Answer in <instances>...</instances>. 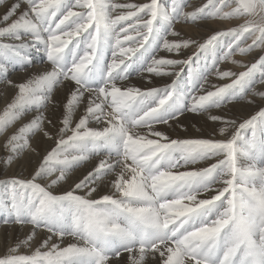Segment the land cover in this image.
<instances>
[{"label": "snow or ice", "instance_id": "snow-or-ice-1", "mask_svg": "<svg viewBox=\"0 0 264 264\" xmlns=\"http://www.w3.org/2000/svg\"><path fill=\"white\" fill-rule=\"evenodd\" d=\"M6 8L0 84L15 95L0 113L2 163L27 155L36 166L0 181L4 223L31 226L0 264H264V91L256 88L264 87V0H206L192 11L177 0H14ZM210 21L238 23L209 28L202 40L175 27ZM41 48L43 71L7 78L4 61L30 66ZM237 51L255 52L254 62L221 70ZM212 75L231 82L210 85ZM61 87L63 102L54 96ZM233 101L258 111L242 120L213 111ZM197 118L212 122L210 134L172 138ZM37 244L30 255L19 251Z\"/></svg>", "mask_w": 264, "mask_h": 264}, {"label": "bare ground", "instance_id": "bare-ground-1", "mask_svg": "<svg viewBox=\"0 0 264 264\" xmlns=\"http://www.w3.org/2000/svg\"><path fill=\"white\" fill-rule=\"evenodd\" d=\"M14 2V0H0V17L3 16L5 11L7 10L6 5ZM130 2L135 3H144L146 0H130ZM171 0H161V3L164 5H169ZM206 0H185L183 1V7L185 11H192L196 7L201 6L203 3H205ZM25 7V5L22 4V9ZM229 23H237V21H219V22H209V24L204 25L201 24L199 27L190 24V23H178L175 25L176 29L182 33L185 37H191L194 39H204L209 34V28L211 29H226L228 27H233L232 24ZM2 26V25H0ZM251 43V42H250ZM222 47L217 50V55L220 56L223 54V51H221ZM260 50L257 49L255 52H259ZM255 52L248 55H242L234 53V55L225 61H222L219 64V67L221 70L225 71H233V72H240L244 71L245 68L242 65L248 64L254 62ZM191 50H186V55H191ZM31 58H32V65L30 66H22L19 63L9 60L4 61L3 63L6 64L8 68V75L7 78L11 79L17 83L24 82L30 75L38 73L43 71V69L47 66L44 63V53L43 49L41 48L40 51H36L35 49H32L30 52ZM159 56L167 57V58H174L176 57L175 53H168L163 50L159 52ZM185 56H180L179 58H185ZM235 60L238 63H233L232 61ZM210 62V61H209ZM201 65L204 63V60L202 59L199 62ZM24 67H27V71L23 70ZM134 73V72H133ZM150 74L144 73V76H149ZM2 78V77H0ZM156 82L158 86H163L164 82H169L167 77H152ZM257 79L258 76H257ZM134 84L137 86H143V84L146 83V81H142L141 77L137 75L136 73L133 74V81ZM231 80L226 79H219L217 76L212 75L210 77V85L215 86H221L225 83H230ZM257 90L264 91V87H261L259 85L256 86ZM211 90H214L212 88ZM67 94V90L61 87L58 89L55 93V99L59 102H63L65 100V96ZM15 95V91L11 87H6L4 84H0V113H2V110L6 106L7 103L11 102L13 96ZM260 98L257 97V100ZM216 113L224 114L229 117L233 118H239V119H246L250 115L255 114L256 111H258V108L256 105H248L245 101H241L240 103H237L233 101L231 104H226L223 109H214L213 110ZM35 111L31 110L29 111L24 118L19 121L13 129L15 130V127H19L24 123H27L31 120V118L35 115ZM52 109L49 107V109L46 111V115H51ZM56 115H59V112L56 113ZM79 113H77L76 118H78ZM195 125V127H192V125ZM185 128L187 129L182 130L179 127H177L176 132L171 133L172 138H199L203 134L205 137L210 134L212 122L208 121L207 125L204 124V120L197 118L195 120H184ZM197 128H202V132H198ZM3 143V138L0 137V144ZM6 159L5 153L2 148H0V181L10 179L14 176L19 177H28L30 172H32L33 168L36 166V161L34 159H30L27 155H25L19 162H14L12 165H5L2 163L3 160ZM83 169L77 170L73 174L74 177L80 176ZM82 178V177H81ZM6 189L2 184H0V194H2ZM7 219V214H0V255H3L4 252L7 250L9 245H13L15 241L18 239H22L26 232L29 231L31 226H27L25 228H21L18 225L10 224V223H4V220ZM39 245H35L32 249L27 248H21L19 251L21 254H31L32 251L35 250V247H38ZM125 256L127 254H124Z\"/></svg>", "mask_w": 264, "mask_h": 264}, {"label": "rangeland", "instance_id": "rangeland-1", "mask_svg": "<svg viewBox=\"0 0 264 264\" xmlns=\"http://www.w3.org/2000/svg\"><path fill=\"white\" fill-rule=\"evenodd\" d=\"M183 1L184 0H177V2L178 3H180L181 5L183 4ZM187 0H185V2H186ZM183 6V5H182ZM239 22H242V21H239ZM237 23H238V21H237ZM190 24H192V23H190ZM229 24H232V26L234 25V24H236V23H229ZM235 26V25H234ZM251 42V39H249L248 41H247V43H250ZM243 46V45H242ZM221 51H223V48L221 49ZM238 52V51H237ZM237 52H235V53H237ZM239 53V52H238ZM240 54V53H239ZM240 56H242L241 54H240ZM202 60V59H201ZM200 60V61H201ZM133 74H135V72L133 73ZM258 78H259V76H258ZM0 214H5L4 212H0Z\"/></svg>", "mask_w": 264, "mask_h": 264}]
</instances>
